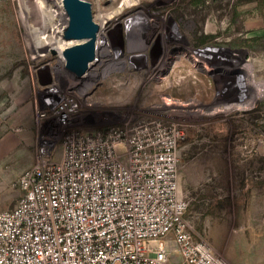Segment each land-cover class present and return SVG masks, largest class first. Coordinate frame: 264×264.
I'll return each instance as SVG.
<instances>
[{"label": "rangeland", "instance_id": "obj_1", "mask_svg": "<svg viewBox=\"0 0 264 264\" xmlns=\"http://www.w3.org/2000/svg\"><path fill=\"white\" fill-rule=\"evenodd\" d=\"M50 1L63 19L60 0H0V211L42 146L58 160L73 134L178 132L194 239L227 264H264V35L244 24L264 0H88L112 46L85 72L32 50Z\"/></svg>", "mask_w": 264, "mask_h": 264}, {"label": "built area", "instance_id": "obj_2", "mask_svg": "<svg viewBox=\"0 0 264 264\" xmlns=\"http://www.w3.org/2000/svg\"><path fill=\"white\" fill-rule=\"evenodd\" d=\"M139 129L73 134L58 160L42 146L0 211V264H227L186 219L178 132Z\"/></svg>", "mask_w": 264, "mask_h": 264}, {"label": "bare ground", "instance_id": "obj_3", "mask_svg": "<svg viewBox=\"0 0 264 264\" xmlns=\"http://www.w3.org/2000/svg\"><path fill=\"white\" fill-rule=\"evenodd\" d=\"M58 2H59L58 5L60 7L59 9L60 10H61V8L64 9L62 0H60ZM99 2H100V0H99ZM113 2H116V0H112V3ZM54 3L52 1H50L49 3L47 2L48 8H49V10L51 12L50 13V18H46L45 20L43 19L42 21L40 20V18H38V20L40 21L39 22V25L37 27V31H38L37 32L38 33V37H37L38 42L37 43L38 44H36V47L34 49H32V48L31 49L33 51L38 52V53H40V52L41 53H44V55H46V52H47V50L49 48L56 49V51L58 53V58L60 59V62H61L62 68L64 70H68L67 67H66V58L63 55V51H64V49L67 46H70L72 44H75V41H72V42H65L64 41V38H63V30H64V28L68 24V15L66 13V15L64 16V18L61 19V17L63 16V12L61 11L60 14L58 15V17H56L57 14H55L54 12L51 11L53 9L52 6H54ZM118 10H116V11H118ZM107 16L108 15L104 13V10L102 8L100 10H98V13H96L94 11V20L99 25H101V24L104 25L108 21ZM139 19L141 20V18H137V19L135 18L134 21L132 23H130L131 30L135 33L133 36H130L131 42L134 39H136V38H140V36H141L139 30H141L142 28H141V25H140V22L141 21H138ZM31 25L32 24H29L28 23V29H29V31H32L34 29L33 26H31ZM109 35H110V31L109 30H106L105 28H103L102 26H100V31H99V34H98L97 44H96V58H97V62H100L101 63L102 61H104V57L108 56L109 53H111L110 48H111L112 45L110 44V42H107L106 41V40H108V36ZM139 44H137V45H139ZM105 54H107V55H105ZM173 56H171V57H173ZM95 63L96 62H91L89 64V67L92 68ZM170 103H171V101H170ZM64 116H62L61 118L63 119ZM176 135L178 136V134H176ZM145 136L154 137V138L155 137L163 138L165 135L164 134H160V133L158 135H152L150 132H146L145 131Z\"/></svg>", "mask_w": 264, "mask_h": 264}, {"label": "water", "instance_id": "obj_4", "mask_svg": "<svg viewBox=\"0 0 264 264\" xmlns=\"http://www.w3.org/2000/svg\"><path fill=\"white\" fill-rule=\"evenodd\" d=\"M68 15L63 38L75 41L67 46L63 55L66 67L75 72H85L96 57V44L100 25L94 20L93 4L88 0H62Z\"/></svg>", "mask_w": 264, "mask_h": 264}, {"label": "crops", "instance_id": "obj_5", "mask_svg": "<svg viewBox=\"0 0 264 264\" xmlns=\"http://www.w3.org/2000/svg\"><path fill=\"white\" fill-rule=\"evenodd\" d=\"M247 31H258L259 35H264V13H257L251 19L244 22Z\"/></svg>", "mask_w": 264, "mask_h": 264}, {"label": "flooded vegetation", "instance_id": "obj_6", "mask_svg": "<svg viewBox=\"0 0 264 264\" xmlns=\"http://www.w3.org/2000/svg\"><path fill=\"white\" fill-rule=\"evenodd\" d=\"M205 20V17H203V18H201V20L199 21V23L197 24H195V27H197L196 28V30H198V28H199V26H202L203 24H204V21ZM199 25V26H198ZM207 37V36H206ZM189 53L188 54H190V51H188ZM191 57V56H190ZM191 60V59H190Z\"/></svg>", "mask_w": 264, "mask_h": 264}, {"label": "trees", "instance_id": "obj_7", "mask_svg": "<svg viewBox=\"0 0 264 264\" xmlns=\"http://www.w3.org/2000/svg\"><path fill=\"white\" fill-rule=\"evenodd\" d=\"M192 3H195L196 5L201 3V2H204L205 0H191ZM257 37L253 38V39H256Z\"/></svg>", "mask_w": 264, "mask_h": 264}]
</instances>
